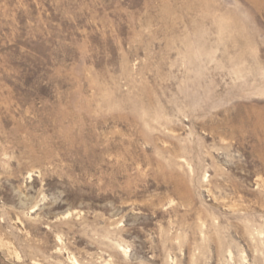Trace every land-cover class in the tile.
Returning <instances> with one entry per match:
<instances>
[{"label": "rangeland", "instance_id": "obj_1", "mask_svg": "<svg viewBox=\"0 0 264 264\" xmlns=\"http://www.w3.org/2000/svg\"><path fill=\"white\" fill-rule=\"evenodd\" d=\"M0 264H264V0H0Z\"/></svg>", "mask_w": 264, "mask_h": 264}]
</instances>
